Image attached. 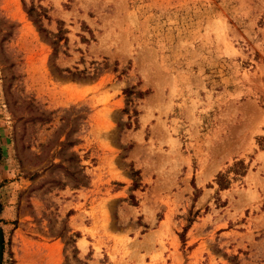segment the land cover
I'll return each mask as SVG.
<instances>
[{"label":"rangeland","instance_id":"1","mask_svg":"<svg viewBox=\"0 0 264 264\" xmlns=\"http://www.w3.org/2000/svg\"><path fill=\"white\" fill-rule=\"evenodd\" d=\"M0 264H264V0H0Z\"/></svg>","mask_w":264,"mask_h":264},{"label":"trees","instance_id":"2","mask_svg":"<svg viewBox=\"0 0 264 264\" xmlns=\"http://www.w3.org/2000/svg\"><path fill=\"white\" fill-rule=\"evenodd\" d=\"M36 21H37V20H35V22H36ZM38 29H39V31H42V32L44 33L46 39L49 41L50 45L52 46L54 56H56V54H57V49H58V47H59V41H60L59 33H58V34H54V35H52L51 33H48V32H46L43 28H41L40 25L38 26ZM53 38H55V39L53 40ZM66 71H67V70H66ZM67 72L70 73L69 71H67ZM73 75H74V74L70 73V76H71L72 78L74 77ZM132 93H133V92L130 91V90H127V91H126V95H127V96L131 95ZM229 169H230V171L233 172L234 174H236V175H241V174L244 172L245 167H244V165H243V162L238 161V162L234 163V164L232 165V167L229 168ZM216 181H217V184H218V186H219L220 189H225V188H227V186H228V184H229L228 179H227V177H226L225 174H218V175L216 176Z\"/></svg>","mask_w":264,"mask_h":264},{"label":"bare ground","instance_id":"3","mask_svg":"<svg viewBox=\"0 0 264 264\" xmlns=\"http://www.w3.org/2000/svg\"><path fill=\"white\" fill-rule=\"evenodd\" d=\"M83 244V242H81V245Z\"/></svg>","mask_w":264,"mask_h":264}]
</instances>
